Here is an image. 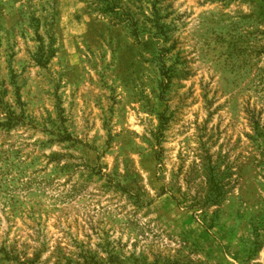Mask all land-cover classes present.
<instances>
[{"label": "rangeland", "instance_id": "1", "mask_svg": "<svg viewBox=\"0 0 264 264\" xmlns=\"http://www.w3.org/2000/svg\"><path fill=\"white\" fill-rule=\"evenodd\" d=\"M2 243L264 264V0H0Z\"/></svg>", "mask_w": 264, "mask_h": 264}, {"label": "trees", "instance_id": "2", "mask_svg": "<svg viewBox=\"0 0 264 264\" xmlns=\"http://www.w3.org/2000/svg\"><path fill=\"white\" fill-rule=\"evenodd\" d=\"M0 252H3L7 259H14V260H22L24 259L25 263L29 264H41L40 260L38 259V254L36 253L34 257H30L26 252H21V250L17 249L14 246L6 245V243H2L0 245ZM57 264H60L58 262Z\"/></svg>", "mask_w": 264, "mask_h": 264}]
</instances>
